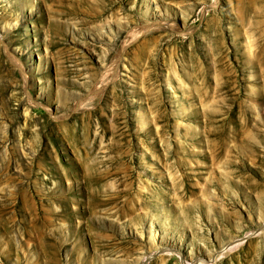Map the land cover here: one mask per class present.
Here are the masks:
<instances>
[{
  "label": "rangeland",
  "instance_id": "1",
  "mask_svg": "<svg viewBox=\"0 0 264 264\" xmlns=\"http://www.w3.org/2000/svg\"><path fill=\"white\" fill-rule=\"evenodd\" d=\"M263 227L264 0H0V264H264Z\"/></svg>",
  "mask_w": 264,
  "mask_h": 264
},
{
  "label": "bare ground",
  "instance_id": "2",
  "mask_svg": "<svg viewBox=\"0 0 264 264\" xmlns=\"http://www.w3.org/2000/svg\"><path fill=\"white\" fill-rule=\"evenodd\" d=\"M150 29H142L141 30V32H139L140 34L142 33V32H146V31H149ZM134 35H136V34H134ZM9 56H10V58H11V61H13L14 63H17L18 65L20 64V61L15 57V56H13L11 53H9L8 54ZM19 61V62H18ZM119 61V60H118ZM117 65V64H116ZM20 66V65H19ZM22 68V67H21ZM117 66L115 67V69H114V74H116L117 73ZM116 77V76H115ZM29 97V96H28ZM79 106L77 105L76 106V109L78 108ZM262 229H264V227L262 228ZM150 235L152 236V237H154V240H155V242H156V234L154 233V231L153 230H151V233H150ZM245 238H246V236H245ZM244 237H242V238H239L238 240L236 239H234V240H232L231 242H230V244L229 245H226V246H224L223 244V246H222V252H221V254H224V255H226V254H229V253H231L232 251H234V249L235 248H238V247H240L241 246V244H242V241L245 239ZM157 244V243H156ZM156 247H158V244H157V246ZM159 247H163L164 249L162 250V251H164V252H167V254L168 255H172L171 254V252L173 251V248H171V247H169V245H161L160 244V246ZM193 259V258H192ZM203 259L204 258H200V261H203ZM212 261V260H211Z\"/></svg>",
  "mask_w": 264,
  "mask_h": 264
}]
</instances>
